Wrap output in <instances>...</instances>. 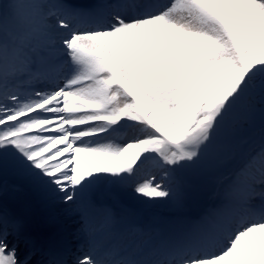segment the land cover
<instances>
[{
    "label": "snow or ice",
    "instance_id": "6c2138e0",
    "mask_svg": "<svg viewBox=\"0 0 264 264\" xmlns=\"http://www.w3.org/2000/svg\"><path fill=\"white\" fill-rule=\"evenodd\" d=\"M0 264H264V0H0Z\"/></svg>",
    "mask_w": 264,
    "mask_h": 264
},
{
    "label": "bare ground",
    "instance_id": "6f19581e",
    "mask_svg": "<svg viewBox=\"0 0 264 264\" xmlns=\"http://www.w3.org/2000/svg\"><path fill=\"white\" fill-rule=\"evenodd\" d=\"M162 209H164V208H162ZM165 211L164 212H159V211H157L156 209L154 210V211H156V212H158V213H160V214H166L167 213V209H164Z\"/></svg>",
    "mask_w": 264,
    "mask_h": 264
},
{
    "label": "rangeland",
    "instance_id": "374dc122",
    "mask_svg": "<svg viewBox=\"0 0 264 264\" xmlns=\"http://www.w3.org/2000/svg\"><path fill=\"white\" fill-rule=\"evenodd\" d=\"M157 211H159V212H164L165 210L164 209H162V208H159V209H156Z\"/></svg>",
    "mask_w": 264,
    "mask_h": 264
}]
</instances>
